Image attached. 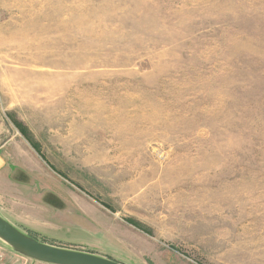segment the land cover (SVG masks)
<instances>
[{
  "label": "rangeland",
  "instance_id": "1",
  "mask_svg": "<svg viewBox=\"0 0 264 264\" xmlns=\"http://www.w3.org/2000/svg\"><path fill=\"white\" fill-rule=\"evenodd\" d=\"M0 157L44 243L264 264V0H0Z\"/></svg>",
  "mask_w": 264,
  "mask_h": 264
},
{
  "label": "water",
  "instance_id": "2",
  "mask_svg": "<svg viewBox=\"0 0 264 264\" xmlns=\"http://www.w3.org/2000/svg\"><path fill=\"white\" fill-rule=\"evenodd\" d=\"M0 241L18 255L46 264H123L90 252L44 243L0 215Z\"/></svg>",
  "mask_w": 264,
  "mask_h": 264
},
{
  "label": "crops",
  "instance_id": "3",
  "mask_svg": "<svg viewBox=\"0 0 264 264\" xmlns=\"http://www.w3.org/2000/svg\"><path fill=\"white\" fill-rule=\"evenodd\" d=\"M3 162L4 160H2V158L0 157V169L3 167Z\"/></svg>",
  "mask_w": 264,
  "mask_h": 264
},
{
  "label": "trees",
  "instance_id": "4",
  "mask_svg": "<svg viewBox=\"0 0 264 264\" xmlns=\"http://www.w3.org/2000/svg\"><path fill=\"white\" fill-rule=\"evenodd\" d=\"M34 238H36V237H34ZM37 239V238H36Z\"/></svg>",
  "mask_w": 264,
  "mask_h": 264
}]
</instances>
